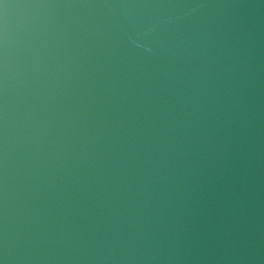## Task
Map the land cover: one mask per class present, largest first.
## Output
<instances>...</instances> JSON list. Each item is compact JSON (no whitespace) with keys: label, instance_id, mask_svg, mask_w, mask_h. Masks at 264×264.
<instances>
[{"label":"water","instance_id":"water-1","mask_svg":"<svg viewBox=\"0 0 264 264\" xmlns=\"http://www.w3.org/2000/svg\"><path fill=\"white\" fill-rule=\"evenodd\" d=\"M0 264H264V0H0Z\"/></svg>","mask_w":264,"mask_h":264}]
</instances>
